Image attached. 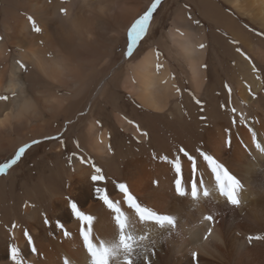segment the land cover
I'll return each mask as SVG.
<instances>
[{
    "label": "bare ground",
    "instance_id": "6f19581e",
    "mask_svg": "<svg viewBox=\"0 0 264 264\" xmlns=\"http://www.w3.org/2000/svg\"><path fill=\"white\" fill-rule=\"evenodd\" d=\"M221 1L240 18L228 14L218 0H182L164 23L161 16L167 0H162L148 37L133 58H126L125 26L150 0H65L64 5L61 0H0V36L4 37L0 95L17 93L8 103L0 101V160L10 159L33 139L41 143L25 153L50 143L48 151L22 173L17 166L24 156L0 176V264H10L7 245L13 231L28 264H63L65 256L72 258V264H87L77 221L63 197L71 191L83 210L98 218L101 228L108 214L88 195L91 169L79 163L81 153L104 167L110 179L128 183L140 199L177 217L171 233L153 234L155 264H193V251L198 253V264H264V240H247L249 235L264 236V156L245 148L242 141L249 137L240 127H231L232 144L227 146L225 129L230 127L231 113L220 107L228 99L223 87L228 84L229 107L247 113L257 121V128L264 123V71L257 80L249 62L235 51L240 47L264 70V36L257 35L264 32V0ZM61 6L70 7L68 17L59 14ZM103 6L107 7L101 12ZM189 13L211 28L202 23L189 27ZM27 15L37 19L42 35L31 31ZM157 28L160 32L153 36ZM40 40L45 41L43 46ZM232 40L239 43L233 45ZM200 43L206 47L200 49ZM157 51L164 65L160 72L155 69ZM17 59L28 65V72L16 66ZM69 68L72 71L62 70ZM193 93L202 100L203 113L192 100ZM50 99L63 101V107L49 110ZM200 115L207 119L201 121ZM128 120L149 136L138 137ZM65 127L63 145L44 139ZM180 145L193 152L205 148L242 179L245 190L239 207L223 200L217 204L214 198L193 203L176 196L173 173L153 153H174ZM73 152L77 158L70 165ZM45 213L58 218L70 235L45 225ZM209 213L214 224L203 220ZM13 223L18 225L15 230ZM209 227L213 232L205 240ZM22 229L29 230L37 254L27 248Z\"/></svg>",
    "mask_w": 264,
    "mask_h": 264
},
{
    "label": "snow or ice",
    "instance_id": "6c2138e0",
    "mask_svg": "<svg viewBox=\"0 0 264 264\" xmlns=\"http://www.w3.org/2000/svg\"><path fill=\"white\" fill-rule=\"evenodd\" d=\"M48 2L51 3V0H48ZM61 4L64 5L65 0H61ZM161 5L162 0H150V3L125 26L123 55L126 58H133L141 47L142 42L148 37L155 15ZM106 7L103 6L99 10L103 12ZM58 11L62 17H68L70 7L61 6ZM26 20L33 33L43 34V28L38 24L37 19L33 15H27ZM187 20L190 22L189 27L191 25L201 26L200 20L193 18L191 13L187 16ZM176 31L181 36L185 35L184 32H180L179 28ZM257 35L264 36V32L257 33ZM3 39L4 37L0 36V41ZM230 43L237 45L239 42L232 40ZM39 44L43 46L45 41L40 40ZM205 47V44H199L200 49H204ZM235 51L249 62L253 75L259 80L261 78L260 74L264 70L258 68L251 57L240 47H236ZM160 55L159 51H157V63L155 65L157 72L162 71L164 68V65L159 62ZM36 63H39L38 58ZM15 64L22 72L29 71L28 65L24 61L17 59ZM204 67L207 66L204 65ZM62 70L72 71L70 68ZM173 87L177 93L182 94V89L179 86L173 85ZM223 87L227 91L228 99L220 107L231 113L230 127L225 129L227 137L225 143L228 147H231V127H240L244 129L249 137L248 142L242 141L245 148L254 149L256 153L264 156V136L261 135L264 132V123H261V127L257 128V121L249 119L247 113L238 111L235 106L229 107L231 104L232 89L228 84H224ZM248 92L255 99L251 85H248ZM16 95V92H12L11 96L0 95V101L8 103L14 100ZM191 96L194 103L199 106L200 112L203 113L204 107L202 100L198 99L194 93ZM46 103L49 105V110L51 111L59 110L64 104L63 101L55 99H50ZM27 108L28 111L32 110L31 105H28ZM7 115L6 113L5 120L7 119ZM80 115L83 116L85 113L81 112ZM199 119L204 121L207 117L200 115ZM127 122L134 126L138 137L147 138L149 136V133L142 130L140 125L135 121L128 120ZM67 123L70 124L72 121L69 120ZM96 123L99 125L100 122L96 121ZM66 131L67 127L58 135L46 136L44 139L57 140L63 145L64 140L62 137ZM40 143V140L33 139L30 143L20 146L10 159L0 163V175H6L8 170L21 160L29 148ZM74 144L76 148H80L79 140L74 141ZM108 150L111 151L110 145ZM75 158H77V154L73 152L68 159V163L71 165ZM153 158L169 166V170L173 173V188L177 197L189 198L193 203L207 202L214 198L217 204L223 200L227 205L233 207H239L241 205L245 190L242 179L230 171L219 157L205 148L196 147L193 152L186 149L183 145H180L174 153L170 151L163 155L153 153ZM78 160L80 164L88 165L91 169L88 176V195L93 200L101 203L108 214V222L101 228L98 218L84 211L80 201L73 196L71 191L63 197L67 211L77 221L81 251L84 253V259L87 264H155L153 257L157 253L155 250L156 240L153 238V234L171 233L177 227V217L171 213L162 212L155 205L140 199L133 193L128 183L110 179L104 167L98 165L93 159L81 153ZM186 168L187 173L185 171ZM155 183L158 184L159 182L155 181ZM203 220L210 224L216 222L215 217L211 213L204 215ZM43 222L49 227L59 229L65 237L70 235L65 225L58 218L53 220L45 213ZM11 227L15 230L18 225L13 223ZM212 232L213 229L209 227L204 239L207 240ZM10 236L12 242L7 245V259L10 261V264H28L25 250L15 242L14 231L10 233ZM22 236L31 254H37L38 249L29 230L22 229ZM247 240L249 243L254 240H264V236L249 235ZM197 257L198 253L193 251L191 253L193 264H198ZM63 264H72V258L65 256Z\"/></svg>",
    "mask_w": 264,
    "mask_h": 264
},
{
    "label": "rangeland",
    "instance_id": "374dc122",
    "mask_svg": "<svg viewBox=\"0 0 264 264\" xmlns=\"http://www.w3.org/2000/svg\"><path fill=\"white\" fill-rule=\"evenodd\" d=\"M219 1V3H220V5L225 9V11L228 13V14H230L231 16H234V17H238V18H240L239 16H238V13L232 8V7H230L226 2H224V1H221V0H218ZM182 3V0H167V2H166V5L164 6V14H162V20H164L163 22L165 23L166 22V20H167V15H169V13L174 9V7H175V5L177 4V3ZM188 7H191V6H189V5H187ZM198 15V14H197ZM199 19V18H198ZM245 22H247L248 23V21L246 20V19H243ZM202 24H204V26H206V29L207 30H209V28H211V24H207V22L205 21H200ZM253 26V25H252ZM254 29H256V30H258V28H255L254 27ZM160 29L159 28H157L156 30H155V33H154V35L153 36H157L158 34H159V31ZM220 33H222V34H224V31H220ZM215 55H217V54H214V56ZM218 56V55H217ZM215 65V64H214ZM215 67L216 68H218V66L217 65H215ZM224 79L226 78V76L225 77H223ZM46 145V146H45ZM49 147H50V143H47V144H43V145H41L40 146V148H38V149H36V150H30V151H28V153H25L24 154V157L22 158V162L20 163V166H17V170L18 171H20L21 173L23 172V171H25L28 167H30V166H32L33 164H34V160H37L39 157H40V155H42V154H44V153H46L47 151H48V149H49ZM0 163H2L1 162V160H0ZM0 176H3V175H0Z\"/></svg>",
    "mask_w": 264,
    "mask_h": 264
}]
</instances>
